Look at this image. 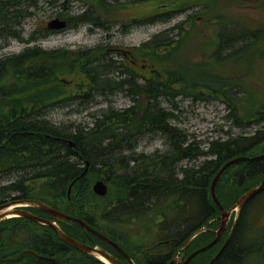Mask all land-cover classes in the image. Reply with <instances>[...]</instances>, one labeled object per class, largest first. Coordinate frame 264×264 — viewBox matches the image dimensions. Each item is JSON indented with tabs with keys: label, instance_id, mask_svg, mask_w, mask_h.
I'll use <instances>...</instances> for the list:
<instances>
[{
	"label": "trees",
	"instance_id": "16d2710c",
	"mask_svg": "<svg viewBox=\"0 0 264 264\" xmlns=\"http://www.w3.org/2000/svg\"><path fill=\"white\" fill-rule=\"evenodd\" d=\"M14 1H10V12L7 7H0V37L20 39L16 31L5 30L4 23H14L16 13L20 19L31 16L29 10L39 0H23L22 15L20 8L15 11ZM59 1L67 9L74 0ZM119 1H88L91 7L86 12L66 18V29L81 25L105 28L106 19L102 14L109 15V9L122 6ZM150 1L153 0L126 3L142 5ZM155 1H158L156 11L133 21L134 25L166 22L189 10L194 3V0ZM248 2L258 4L264 11V0ZM213 3V0L201 2L197 14V17H214L204 24L214 41L212 65L224 66L246 58L253 67L264 64V21L247 20L222 11L221 7L215 9ZM193 18L153 36L136 50L141 62L157 61L154 64L157 73L150 77L114 60L101 48L70 51L42 50L34 46L0 60V82L10 78L0 86V179L15 177L0 186V205L38 200L59 212L76 216L129 256L135 255L139 259L136 264H165L164 256L153 255L164 250H171L173 255L181 250L186 259L208 245L215 238L214 230L220 226V210L210 194L212 180L229 160L264 154V100L249 101L247 96L253 92L242 80H210L206 78L210 75L202 74L190 77L187 71L196 74L200 66L186 64L181 68L180 63H171L175 62L170 58L179 48L178 39L185 25L194 27ZM49 34L45 31L42 37ZM35 39L32 36L29 40ZM66 76L76 83L73 88L63 78ZM122 92L132 104L123 110L109 108L92 116L91 126H58L47 119L52 108L73 103L85 105L96 97ZM178 97L207 103L219 101L228 110L225 119L231 121L232 127L257 128L252 134L225 132V139L217 138L203 146L172 123ZM163 102L169 107L165 108ZM243 105L246 106L243 108ZM146 136H159L166 149L151 156L135 155L139 141ZM200 159L197 165L192 164ZM95 179L106 182L105 197L92 193ZM263 180L264 157L241 162L223 173L215 186V194L221 207L228 211L244 193ZM72 182L68 200L67 190ZM263 207L264 190L241 208L233 233L217 257L234 213L217 244L194 256L188 264H209L212 260L211 264H247L254 259L264 264V232H259L255 240L249 238L257 222L259 212L256 211ZM23 209L51 219L40 210ZM56 224L68 237L121 258L114 248L83 232L77 224L64 221ZM129 226L150 231V239L161 243L150 246L151 252H146L149 249L144 247L149 240L146 233L123 234L122 229ZM203 227L208 230L182 249L187 239ZM0 264L104 263L68 246L50 227L25 218H10L0 222Z\"/></svg>",
	"mask_w": 264,
	"mask_h": 264
},
{
	"label": "rangeland",
	"instance_id": "374dc122",
	"mask_svg": "<svg viewBox=\"0 0 264 264\" xmlns=\"http://www.w3.org/2000/svg\"><path fill=\"white\" fill-rule=\"evenodd\" d=\"M88 1L91 0H74L69 3L67 9H64L59 0H39L37 6L34 9L29 10L32 13L31 16L26 17L25 19H20V16L16 13L15 22H8V26L11 30L20 34L21 38L8 39L0 37V60L19 55L24 49L34 46H37L42 50L65 49L70 51L101 48L107 51L109 57L114 60L123 62L125 66H131L132 68L135 67L134 69H136L137 72L141 71L140 73L142 76L150 77L157 73L154 68V64L157 63V61L152 59L150 61L141 62L140 56L136 50L153 36L162 33L173 26L187 22L189 17H195V19L193 18V28H190L189 24L185 25L184 32L178 39L179 48L170 58L175 62L171 63H180L181 68L186 64L191 65L192 67L197 65L200 66L199 71H196L197 75L189 70L187 71L190 77H198L202 74L210 75L206 77L210 78V80H242V84L247 88H251L253 92L251 95L247 96L249 101L259 102L264 100V64L259 63L253 67L248 58L224 66H213L210 62V57L212 56L211 53H213L211 52V46H213L214 41L210 36L209 29H206L204 24H206L208 20L212 21L214 17L204 15L197 17L198 12L200 11L199 4L204 0H194V3L189 10L178 13L166 22H158L149 25H134L133 21H139L140 19L153 14L154 11H156L155 8L157 7L158 1L157 3L153 0L152 2L143 3L142 5H130L126 3L128 0H120L119 2L122 3V6L119 4L117 5L118 8L116 10L110 11L109 9L107 11V14L109 13V15L102 14L106 19L105 28L81 25L76 29L56 31L57 33H52L46 29L47 23L54 18L62 17V20L66 21V18L83 14L91 7ZM213 1L214 3L212 6H215V9L221 7L222 11L233 15H240L247 20L258 22L264 21L263 8L257 6L258 4L248 2V0ZM160 2L162 3V1ZM13 3H20L18 6L16 4L15 11L20 8L18 11L21 13L20 15H22L23 0H15ZM9 5L11 6L10 3ZM10 11L11 7L9 8V12ZM45 31L50 34L46 37H42V34L45 33ZM32 36H36V39L30 41L29 39ZM205 63L206 65L203 67L202 65ZM159 71L160 69L158 72ZM63 78H65L66 82H71L70 88H73L71 86L76 84L75 82L70 81L69 76ZM9 81L10 78L6 77L0 82V86L7 84ZM131 104L132 101L125 92L116 93L112 96L96 97L91 100L89 104L85 105L73 103L52 108L47 113V119L54 125L58 126L68 124L82 127L91 126L92 116H98L101 112L109 108L123 110L128 108ZM175 104L176 108L173 109L175 117L172 123L191 137L201 141L204 144L203 146H205V143L208 141L217 138L225 139L227 137L225 132H230L232 135H238L241 133L252 134L257 128L256 126L245 129H236L232 127L231 121L225 119L228 110L225 109V106L219 103V101H211L207 103L178 97ZM163 106L165 108L169 107L166 103H164ZM245 106L246 105H243V108ZM165 149L166 145L162 138L159 136H146L139 141L134 150V154L151 156L157 152L164 151ZM201 161L202 159L197 160L196 163L192 164L197 165ZM12 179H15V177L0 179V186L6 185ZM97 180L103 181L107 186L104 179H95L91 185V190L93 184ZM256 212L259 213L256 216V225L251 228L249 233L250 240H255L256 237H258L259 232H264V207ZM250 216L253 217L254 213L251 212ZM139 230L138 226H129L122 229V233L125 235L128 233L133 236L137 233H146L145 235L149 240L145 242L146 244L144 243L145 248H149L157 243L154 242L152 238L150 239L152 235L150 231L144 232L143 230ZM128 248L131 251V248ZM131 258L135 263H138L137 261L139 259H137L135 255H132ZM247 264H259V261L254 259L250 260Z\"/></svg>",
	"mask_w": 264,
	"mask_h": 264
},
{
	"label": "water",
	"instance_id": "95a60500",
	"mask_svg": "<svg viewBox=\"0 0 264 264\" xmlns=\"http://www.w3.org/2000/svg\"><path fill=\"white\" fill-rule=\"evenodd\" d=\"M66 27H67L66 21L62 20L60 18H54L51 21H49L46 25V29L48 31H61V30L66 29ZM70 146H73V145L70 144ZM259 157H264V154L262 156H259ZM259 157H256V158H259ZM256 158H249V157H242L241 156V157L231 159L217 172V174L215 175L214 179L212 180V183L210 186V194H211V197H212L214 203L216 204V206L220 210V220H221L219 228L216 231H214L215 238L208 245L192 252L186 259L178 260V261L172 260L168 264H188L189 261L194 256L198 255L199 253L206 251L207 249H210L215 244H217L221 235L224 233V231L228 227L229 219H230L231 215L234 213V219H233L232 225L230 227V230L228 232L227 238H226L223 246L221 247L220 251L216 255V257L221 253V251L224 249V247L228 243V241H229V239L233 233L239 211L249 200H251L253 197H255L256 195H258L259 193H261L264 190V180L260 184H258L257 186L251 188L246 193H244L237 200L235 205L228 211H225L221 207V205H220V203L216 197V194H215V186H216L218 180L223 175V173L229 167L235 166L238 163L250 161V160L256 159ZM73 183L74 182H72L70 184V186L67 190V197L68 198L70 196V191H71V187H72ZM92 192L96 196L104 197V196H106L108 189H107V186L104 184L103 181L97 180L92 186ZM27 207L40 210L44 214L49 216L51 219H45V218L38 217V216H36V215H34V214L23 209V208H27ZM9 218H25V219H28L35 224L50 227L54 231L56 236L60 240H62L65 244H67L68 246H70V247H72V248H74L80 252H83L87 255H90V256L97 258L98 260H100L104 264H125V263L117 260L115 257L110 255L105 250H103L97 246H89V245H86L84 243H81L77 240H74V239L68 237L59 228V226L56 224V221L75 223L81 228V230L83 232L89 233V234L95 236L96 238L102 240L106 244L110 245L111 247H113L119 254H121L125 258L127 264H135L133 262V260L123 251V249H121L116 243L112 242L110 239H108L104 235H102L99 232H97L96 230H94L85 221L79 219L78 217H75V216L72 217V216H69V215L64 214L62 212H59V211L51 208L50 206H48L47 204H45L41 201H38V200H18V201H10V202H7V203L0 205V222L7 220ZM206 230H208V229L206 227H203V228H200L199 230H197L196 232H194L187 239V241L183 245V248H185L196 236H198L202 232H205ZM101 259H103L104 261ZM212 262H213V260L209 264H211Z\"/></svg>",
	"mask_w": 264,
	"mask_h": 264
},
{
	"label": "flooded vegetation",
	"instance_id": "af4514ba",
	"mask_svg": "<svg viewBox=\"0 0 264 264\" xmlns=\"http://www.w3.org/2000/svg\"><path fill=\"white\" fill-rule=\"evenodd\" d=\"M1 2H3L4 4H2ZM9 3L11 4V2L10 1H8V0H0V7H7L8 9L7 10H9V8H10V5H9ZM16 4H17V6L18 5H20V3H15V6H16ZM5 24H7L6 26H5ZM5 26V27H4ZM4 26H3V28L5 29V30H8L9 29V26H8V22H5L4 23ZM0 27H2V26H0ZM56 32V31H55ZM3 222V221H2ZM161 242H158L157 244H160ZM156 244V245H157ZM156 245H154V246H156ZM167 245V244H166ZM113 248V247H112ZM122 249V248H121ZM182 249H184L183 247H182ZM124 251V250H123ZM145 251L146 252H148V251H150L151 252V249L149 248V249H145ZM106 252H108L110 255H112L113 257H115L117 260H119V261H121V262H123V263H125V264H127V262H126V260H125V258L121 255V254H119L120 256H121V258H119L117 255H115L113 252H111V251H108V250H106ZM126 254H127V252L126 251H124ZM154 254V256H158V257H165L164 258V263L165 264H168L169 262H171L172 260H184L185 259V255H184V253L180 250L179 252H177L176 254H172V251L171 250H164L163 252H161V253H158V254H156L155 252L153 253ZM128 255V254H127ZM129 256V255H128ZM130 258H131V256H129ZM132 259V258H131ZM133 260V259H132ZM134 262V261H133ZM135 263V262H134ZM136 264V263H135Z\"/></svg>",
	"mask_w": 264,
	"mask_h": 264
},
{
	"label": "bare ground",
	"instance_id": "6f19581e",
	"mask_svg": "<svg viewBox=\"0 0 264 264\" xmlns=\"http://www.w3.org/2000/svg\"><path fill=\"white\" fill-rule=\"evenodd\" d=\"M101 260H103V259H101ZM104 261V260H103Z\"/></svg>",
	"mask_w": 264,
	"mask_h": 264
}]
</instances>
